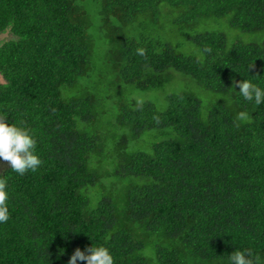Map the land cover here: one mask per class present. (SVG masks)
I'll list each match as a JSON object with an SVG mask.
<instances>
[{
	"label": "trees",
	"instance_id": "obj_1",
	"mask_svg": "<svg viewBox=\"0 0 264 264\" xmlns=\"http://www.w3.org/2000/svg\"><path fill=\"white\" fill-rule=\"evenodd\" d=\"M0 33V116L42 161L24 175L0 163V264H67L93 245L114 264H229L235 250L264 264V103L235 88H264V0H0ZM175 73L206 107L195 90L165 109L130 101Z\"/></svg>",
	"mask_w": 264,
	"mask_h": 264
},
{
	"label": "clouds",
	"instance_id": "obj_2",
	"mask_svg": "<svg viewBox=\"0 0 264 264\" xmlns=\"http://www.w3.org/2000/svg\"><path fill=\"white\" fill-rule=\"evenodd\" d=\"M240 95L246 102L254 101L257 105L264 103V88L249 80L235 81ZM36 140L30 130L10 123L6 116H0V163H6L18 175L28 171L35 172L42 161L36 154ZM9 199L6 182L0 181V224L9 220L6 202ZM114 264L110 250L97 245L81 250L76 248L67 264ZM229 264H254L251 254L235 250L228 257Z\"/></svg>",
	"mask_w": 264,
	"mask_h": 264
},
{
	"label": "rangeland",
	"instance_id": "obj_3",
	"mask_svg": "<svg viewBox=\"0 0 264 264\" xmlns=\"http://www.w3.org/2000/svg\"><path fill=\"white\" fill-rule=\"evenodd\" d=\"M209 27L213 29H220L227 32L230 41L236 37L234 35H237L238 37H242L245 40H250V39L252 40L254 38V36L245 35L241 33L239 30L230 29L229 26H227L226 22L221 20H215V22ZM173 39H174V43L180 46V38L175 37ZM186 46L187 43L184 42V44L180 46V49L184 51L186 49ZM97 57L100 56L98 55ZM96 71L98 75L100 74L106 75L107 68L103 60L97 61ZM181 90H195V92L203 101L204 107H206L207 103L211 100V96L209 93H207L205 90L201 89L198 85H196L190 77H187L180 73H175L173 82L167 85L163 90H152V91L142 92L134 88H130L127 89L126 93L130 95L129 99L132 102L135 101L136 103H141V102L149 101V102H153L158 108L165 109L168 105L167 96L170 93L179 92ZM112 96H113L112 100L110 101L105 100L103 103L102 120L104 123V128L100 127V130L102 131H104L106 125H109L112 121V112H110V109H113L116 104L114 101V93ZM116 133L121 134V132L117 130ZM153 135H158L157 131H151L149 134L144 136L141 148H145V149L149 148V143H151L152 140H154ZM108 138H109L108 142H110L111 138L110 137Z\"/></svg>",
	"mask_w": 264,
	"mask_h": 264
},
{
	"label": "flooded vegetation",
	"instance_id": "obj_4",
	"mask_svg": "<svg viewBox=\"0 0 264 264\" xmlns=\"http://www.w3.org/2000/svg\"><path fill=\"white\" fill-rule=\"evenodd\" d=\"M2 38H3V34L0 33V43H1V41H2Z\"/></svg>",
	"mask_w": 264,
	"mask_h": 264
}]
</instances>
